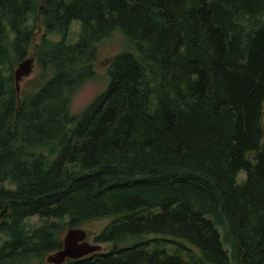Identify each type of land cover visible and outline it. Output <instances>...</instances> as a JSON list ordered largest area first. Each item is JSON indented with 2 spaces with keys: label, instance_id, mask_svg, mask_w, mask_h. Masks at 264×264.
I'll use <instances>...</instances> for the list:
<instances>
[{
  "label": "trees",
  "instance_id": "trees-1",
  "mask_svg": "<svg viewBox=\"0 0 264 264\" xmlns=\"http://www.w3.org/2000/svg\"><path fill=\"white\" fill-rule=\"evenodd\" d=\"M38 17L40 85L17 94ZM117 29L129 47L73 114ZM263 104L264 0H0V264H54L104 218L110 249L61 264H264Z\"/></svg>",
  "mask_w": 264,
  "mask_h": 264
},
{
  "label": "rangeland",
  "instance_id": "rangeland-1",
  "mask_svg": "<svg viewBox=\"0 0 264 264\" xmlns=\"http://www.w3.org/2000/svg\"><path fill=\"white\" fill-rule=\"evenodd\" d=\"M79 26L80 24L79 21L77 20H74L71 23L67 40L69 41L76 40ZM44 33H45V28L40 20V17H38L35 33L32 38L31 44L27 50V55H26V57L32 59V70L19 82V87L22 93H26L31 90H36L40 85L39 76L41 75L42 69L40 67V64L38 63L37 54ZM48 39L50 41H55V40H59L60 36H58L57 34H48ZM128 47H129V43L128 40L126 39V36L118 29L115 30L110 36L105 38L103 41L98 43L97 56L96 59L93 61V68L95 70V75L93 78L83 83L75 92L70 104V110L73 114L79 113L95 98L96 95H98L101 91H103L106 88L109 82V74L107 70L109 58L115 53L125 50ZM18 62L13 65L12 68L13 71L17 67ZM262 120H263V129H264V104H263ZM245 179H246V172L244 170H240L237 174V182L241 183ZM40 221L41 219L38 216H32L27 219V222L30 224H37ZM108 221L109 219L107 218L101 220H95L88 222L77 228H81L86 232V236L84 239L86 242L90 244L99 245L100 246L99 251H107L110 249L111 244L106 242L95 241L94 237L96 234L100 232V230L104 227V225L107 224ZM66 231L67 230L63 231V235ZM1 236L2 235L0 234V237Z\"/></svg>",
  "mask_w": 264,
  "mask_h": 264
},
{
  "label": "water",
  "instance_id": "water-1",
  "mask_svg": "<svg viewBox=\"0 0 264 264\" xmlns=\"http://www.w3.org/2000/svg\"><path fill=\"white\" fill-rule=\"evenodd\" d=\"M32 70V59L25 57L20 60L17 67L13 71V78L16 87L17 94L20 91V80L28 75ZM7 207L0 210V221L3 219ZM86 232L81 228H69L64 233L62 238V247L58 250L48 254L46 261L54 264H61L67 258L77 259L86 256L92 252L99 251V245L90 244L85 239Z\"/></svg>",
  "mask_w": 264,
  "mask_h": 264
}]
</instances>
